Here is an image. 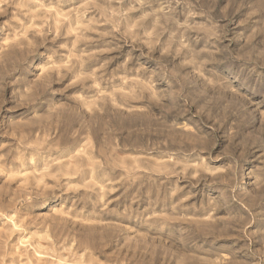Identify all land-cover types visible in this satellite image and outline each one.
<instances>
[{
    "label": "rangeland",
    "instance_id": "obj_1",
    "mask_svg": "<svg viewBox=\"0 0 264 264\" xmlns=\"http://www.w3.org/2000/svg\"><path fill=\"white\" fill-rule=\"evenodd\" d=\"M0 264H264V0H0Z\"/></svg>",
    "mask_w": 264,
    "mask_h": 264
}]
</instances>
